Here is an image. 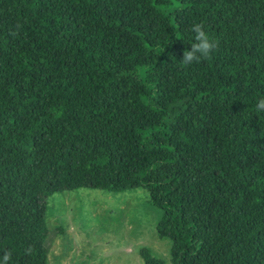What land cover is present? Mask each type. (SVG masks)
Masks as SVG:
<instances>
[{
    "label": "trees",
    "instance_id": "1",
    "mask_svg": "<svg viewBox=\"0 0 264 264\" xmlns=\"http://www.w3.org/2000/svg\"><path fill=\"white\" fill-rule=\"evenodd\" d=\"M260 99L264 0H0V264H46L80 189L144 191L169 264H264Z\"/></svg>",
    "mask_w": 264,
    "mask_h": 264
},
{
    "label": "rangeland",
    "instance_id": "2",
    "mask_svg": "<svg viewBox=\"0 0 264 264\" xmlns=\"http://www.w3.org/2000/svg\"><path fill=\"white\" fill-rule=\"evenodd\" d=\"M45 206L46 264H143L142 249L169 264L170 243L155 232L160 212L142 190L80 189L53 196Z\"/></svg>",
    "mask_w": 264,
    "mask_h": 264
},
{
    "label": "clouds",
    "instance_id": "3",
    "mask_svg": "<svg viewBox=\"0 0 264 264\" xmlns=\"http://www.w3.org/2000/svg\"><path fill=\"white\" fill-rule=\"evenodd\" d=\"M191 31L194 33V42L191 44V49L186 50L182 54L181 62L185 66L193 63H200L202 60L211 58V54L217 49V43L203 30L202 24L193 25ZM257 111H264V99H260L256 104ZM32 249L29 247L25 250V254H30ZM11 252L5 251L2 257V264H9L11 260Z\"/></svg>",
    "mask_w": 264,
    "mask_h": 264
}]
</instances>
